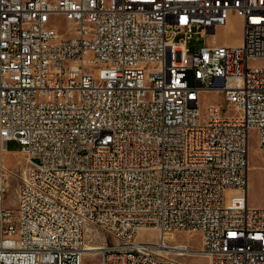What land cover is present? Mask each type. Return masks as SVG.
<instances>
[{"label": "built area", "instance_id": "obj_1", "mask_svg": "<svg viewBox=\"0 0 264 264\" xmlns=\"http://www.w3.org/2000/svg\"><path fill=\"white\" fill-rule=\"evenodd\" d=\"M233 13L242 41L224 43ZM194 34L214 42L192 50ZM259 58L264 0H0V140L28 156L10 169L15 209L0 166V264H264V206L248 198ZM206 91L227 106L203 110Z\"/></svg>", "mask_w": 264, "mask_h": 264}, {"label": "rangeland", "instance_id": "obj_2", "mask_svg": "<svg viewBox=\"0 0 264 264\" xmlns=\"http://www.w3.org/2000/svg\"><path fill=\"white\" fill-rule=\"evenodd\" d=\"M53 24L60 32H65L68 29L69 22L63 16H56L52 19ZM243 25L242 18L231 15L226 26L218 30L219 40L222 42L240 43L242 41ZM182 35L177 36L180 39ZM213 37L211 35L202 36L194 34L188 39V47L192 50H198L199 47L206 44H212ZM255 64L264 65V58L256 60ZM189 78L193 82V72H189ZM216 102L222 107H226L223 93L207 92L201 96V107L204 110L207 103ZM23 144L17 139H10L5 143V149L1 150L0 156L10 169L22 168L26 164V158L22 154ZM1 162V158H0ZM249 183H248V198L249 204L252 207L264 206V151L259 149V137L256 129H251L249 133ZM20 181L14 176L9 177V188L5 195V205L8 208L17 207V193ZM138 238L141 240H155L157 234L152 230L139 231ZM178 240L189 241L195 248H200L202 245L200 234L181 232L177 233ZM92 258L87 255L86 259ZM184 260L190 261L193 264H210V260L204 256H186Z\"/></svg>", "mask_w": 264, "mask_h": 264}, {"label": "bare ground", "instance_id": "obj_3", "mask_svg": "<svg viewBox=\"0 0 264 264\" xmlns=\"http://www.w3.org/2000/svg\"><path fill=\"white\" fill-rule=\"evenodd\" d=\"M242 25H243V22H242ZM207 92H208V91H206L205 93H207ZM0 142H1V150H4V149H5V143H4L2 140H0ZM259 149L261 150L260 147H259ZM261 151H262V150H261ZM22 154L25 156L26 161H27L28 156H26V154H25L23 151H22ZM0 158H1L0 166H4V167L6 168V171H7L8 176H11V170H10V168L6 166L3 157L0 156ZM8 185H9V183H8ZM143 230H152V231H154V232L157 234V236H158L157 231L154 230V229H152V228H141L139 231H143ZM190 233H193V232H190ZM167 238H168V239H175V238L177 239V232H172V233L167 234ZM98 246H99L98 244L87 242V248H88V249L99 248ZM200 256L207 257V256H206L205 254H203V253H201ZM207 258H208V257H207ZM189 262H190V261H189Z\"/></svg>", "mask_w": 264, "mask_h": 264}, {"label": "crops", "instance_id": "obj_4", "mask_svg": "<svg viewBox=\"0 0 264 264\" xmlns=\"http://www.w3.org/2000/svg\"><path fill=\"white\" fill-rule=\"evenodd\" d=\"M232 15L236 16V14H234V13Z\"/></svg>", "mask_w": 264, "mask_h": 264}]
</instances>
